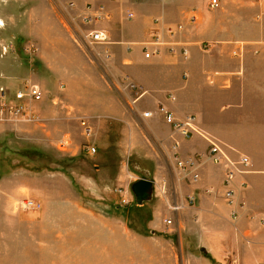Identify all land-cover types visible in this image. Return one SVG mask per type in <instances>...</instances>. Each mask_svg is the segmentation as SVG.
<instances>
[{"label": "crops", "instance_id": "0c3cea01", "mask_svg": "<svg viewBox=\"0 0 264 264\" xmlns=\"http://www.w3.org/2000/svg\"><path fill=\"white\" fill-rule=\"evenodd\" d=\"M27 1L33 3L31 7L46 11L48 0ZM72 1L75 7L66 9V0H56L57 8L68 12L66 21L71 30L78 37L103 30L110 39L108 45L95 49L99 55L94 56L104 64L105 77L113 88L94 95L95 107L99 110L96 114L87 113L94 118L95 139L92 145L98 152L89 155L87 163H82L79 158L84 155L80 149H72L75 157L72 171L77 177L79 203L91 209L98 205L102 210L44 213L41 220L45 223L55 221L56 228L47 230L40 223L39 255L33 258L34 263H47L52 256L49 259L51 263L144 264L128 263L129 235L133 242H142L143 235L149 230L152 233L155 226H161L165 220L163 207L154 200L143 205L136 203L133 208H137L133 210L118 205L122 197L116 190L128 186L125 159L130 154L137 160L134 171L140 176L136 181L150 180L154 186L166 183V189L171 187V204L189 195L195 196L194 206L178 214L184 228L186 247L195 246L202 250L206 244L208 251L215 252L218 259L230 253L236 254L234 257L241 263H264L263 0H259L258 10L251 11L253 18L240 21L239 24L247 28L246 34L231 36L224 35L221 30L208 32L207 29L214 24L207 19L208 0ZM219 1L220 8L213 11L250 12L248 8L252 6L248 0ZM8 3L9 0H0L1 28L10 27L5 23L9 18L1 10L9 7ZM87 6L105 7L111 15L110 20L85 24L82 17ZM129 13L134 17L130 19ZM192 15L197 17L194 23L190 22ZM56 18L61 25L63 18L59 15ZM155 20H159L158 27L172 26L176 29L175 41L180 45L176 55L165 51L160 56L145 58L141 44L150 29L155 27ZM14 37V34L12 38L0 29V53L1 47H7L8 51L7 55L0 54V87L10 89L15 88L16 77L20 73L27 75L31 69L46 65L44 54L39 55V61L27 55L29 58L20 62L10 51L16 42ZM39 44L42 46L39 51L44 53V45ZM184 46L189 50L187 58L181 55ZM105 51L110 53L109 60L103 58ZM87 73L94 76L95 68L89 66ZM124 76H129L149 92L137 105L136 113H131L133 116L126 112L133 93L123 87L121 80ZM111 90L122 96L124 104ZM170 94L175 100L169 99ZM158 102H163L179 120L194 115L198 127L222 143L232 158L237 159L239 155L249 157V168L237 177L234 184L237 196L234 207L223 197L222 166L207 159L199 161L197 172L200 179L197 183H190L181 178L172 157L171 166L166 161L165 156L170 155V147L175 140L180 143L183 158L207 155L210 144L198 134L190 138L175 135L172 127L157 113ZM46 107H49L47 111L42 104L37 107L47 120L45 126H29L32 134L27 138L38 140L40 145L53 146L69 134L64 132L68 123L60 119L58 111H52L51 105ZM146 110L154 112L149 120L142 118V112ZM95 115L100 118L96 120ZM13 129V125L0 123V133L13 132ZM233 208L239 212L236 219L231 214ZM132 221L135 227L129 228ZM142 249L141 246V257ZM245 251L249 259L244 261L239 253ZM48 253H51L49 257Z\"/></svg>", "mask_w": 264, "mask_h": 264}, {"label": "rangeland", "instance_id": "374dc122", "mask_svg": "<svg viewBox=\"0 0 264 264\" xmlns=\"http://www.w3.org/2000/svg\"><path fill=\"white\" fill-rule=\"evenodd\" d=\"M248 1L252 4L248 8L250 12H234L227 9L213 11L209 8L207 19L217 26L214 28L212 25L207 29L208 32L217 33L218 30H221L220 32L226 36L246 34L247 28L242 27L239 23L253 18L251 11L258 10L260 3L259 0ZM46 3L47 12L45 10L44 12L39 11L37 7H31L33 3H29L27 0H9L8 5L10 6L1 8L2 14L9 18L5 23L6 25L10 24V27L1 28L0 24V29L1 31L3 29L4 33L11 35L12 38L14 34L16 39V42L11 45L10 51H12V54L19 58L20 62L29 58L27 55L33 56L34 59L39 61V55L44 54L43 61L46 65L31 69L27 72L28 76L20 73L16 77L18 84L15 83L14 89L7 86L0 87L9 90L12 97L13 91L25 89L29 86H38L43 92L42 100L32 104L34 115L37 118L34 123L0 120V123L10 124L14 127L13 132L3 131L0 133V264H65L51 263L49 259L52 256L47 260V263H34L33 261V258L39 255V242L37 239L40 234V223L47 230L54 231L56 228L55 221L45 223L41 220L44 213L62 214L75 211L102 210L98 208V205H96V209H91L86 204L79 203V190L75 182L77 177L74 176L72 171L74 170L72 165L75 162L72 149L75 147L80 149L84 156L81 159L79 158V161L87 163L90 156L87 155L84 144L88 140L92 144L95 134L91 138H86L85 130L80 124L81 119L89 121L95 130L94 118L87 115V113L96 114V111L99 110L95 107L97 103L94 101L93 96L97 93H104L105 89L113 88V85L105 77L104 64L100 63L99 60L97 61L94 56L99 55V52L83 45L79 37L69 27L66 21V17H69L68 12L65 9L57 8L56 0H48ZM262 4H264V0ZM65 8L70 9L68 1L65 3ZM56 15L63 18V22H61L63 29ZM256 15L257 13L255 17ZM41 20L46 22L45 25ZM61 29L63 31L62 38L60 37ZM39 42L45 47L44 53L39 51L42 47ZM174 42L178 49L180 47L178 41ZM206 46H209V43ZM28 48L31 49V52ZM7 52V47L4 49L1 47V55H7ZM89 66L95 68L96 73L94 76L87 73ZM90 79L92 82H90ZM111 91V93H114L113 90ZM114 95L119 96L120 103L124 104L123 99H121L122 96L116 95V93ZM39 104H42L46 111L49 108L46 106L51 105L52 111H58L60 119L68 123L65 125L66 130L64 132L69 134L58 140L61 141L60 143L57 144L58 141H56L53 146H46L40 145L38 140H28L29 135L32 134L28 130L29 126L42 127L45 126L47 121L37 108ZM126 112L133 116L128 106ZM95 118L98 120L100 117L95 115ZM33 135L38 138L36 133ZM62 145L64 146L62 147ZM172 147H170V155L165 156L170 166L171 157L173 160L175 159ZM224 150L229 155L226 147H224ZM241 156L243 155H239L237 159L231 156L230 158L238 160ZM76 158L78 157L76 156ZM136 165V157L133 154L128 155L125 159L128 186L126 188L121 187L124 189L123 193L116 190V193L122 197L118 205L128 209H132L136 204V198L132 192V185L137 182L136 179L140 176L134 171ZM170 192L171 187H168L166 193H164L159 185H155L154 195L150 201L159 202L163 207V220L171 218L173 224L167 226L163 221L161 226H155L156 228L152 233L149 230L147 234L143 235L142 242H133L129 235L128 263L264 264L241 263L239 258L234 257L236 254L231 255L230 253H226L225 257H219L218 259L215 252L208 251L206 244L202 248H205L208 251L207 253L195 248V246L186 247V239L183 236L184 228L178 220V214L184 212L188 207H184L178 212H172L171 209L177 205L180 206L179 204L183 202V199L171 204ZM28 199L40 203L42 208L23 211L21 204ZM130 223L129 228H134V222ZM141 246L143 247L142 257L140 253ZM239 254L241 257L243 255L244 261L249 259L247 251ZM50 255L51 253H48V257Z\"/></svg>", "mask_w": 264, "mask_h": 264}, {"label": "built area", "instance_id": "2783aa9c", "mask_svg": "<svg viewBox=\"0 0 264 264\" xmlns=\"http://www.w3.org/2000/svg\"><path fill=\"white\" fill-rule=\"evenodd\" d=\"M68 1V7L74 8L75 3L72 0ZM209 7L211 9H219V0H210ZM111 15L108 13L105 7L98 6H88L86 8V13L82 17V21L85 24H93L96 22H103L110 20ZM128 17L133 18V14L129 13ZM197 21V17L193 15L190 19L191 23ZM155 27L150 29L146 39L142 42L141 46L144 51V56L146 59H151L153 57L160 56L163 52H168L172 55L178 53V49L175 44L176 29L172 26L158 27L159 20H155ZM168 37V39H167ZM79 40L83 45H87L95 50L98 46L108 45L110 42L108 34L103 30L92 31L85 33ZM104 59H110V53L105 51ZM181 54L188 57L189 50L187 47H183ZM123 87L133 93V98L127 103L128 109L132 114L136 113L137 105L144 100L149 92L142 85L133 81L129 76H124L121 80ZM170 100H175V97L171 94L168 95ZM43 98V92L38 86H29L25 89H19L13 91V97L10 96L9 90L0 88V120H16L25 123H34L37 118L33 111V102H39ZM157 113L161 115L166 124L170 125L173 129L174 134L179 135L184 138H190L194 134L200 135L210 144V151L207 155H196L183 158L180 152V143L174 141L172 147V152L175 156V163L180 171L181 178L183 180L189 181L190 183H197L200 179V175L197 172L199 161L207 159L215 165L222 166L224 168V180H223V197L226 202L234 207L236 204L237 196L236 189L234 187L235 181L239 175L246 173L249 168L251 161L247 156H241L238 160H233L224 150V145L217 141L214 137L209 135L207 132L201 130L197 125V118L194 115H189L183 120L177 119L170 111V109L163 103L158 102ZM154 112L151 110H146L142 112L143 119H151ZM81 127L85 130L86 138H91L95 134V130L89 121L86 119H81ZM64 145H62L63 147ZM85 151L88 155H95L97 153V148L90 143V140L86 141L84 144ZM161 189L166 193L167 184L161 182L158 184ZM245 186V185H244ZM123 188L119 189L120 193H123ZM212 191H209V193ZM196 198L194 195H189L186 197L180 206H175L172 208V212H178L184 207L194 206ZM42 205L34 200H24L21 204V209L23 211L39 210ZM171 208V207H170ZM232 217L236 219L239 212L236 208H233ZM165 225L171 226L173 220L171 218L165 219Z\"/></svg>", "mask_w": 264, "mask_h": 264}, {"label": "water", "instance_id": "95a60500", "mask_svg": "<svg viewBox=\"0 0 264 264\" xmlns=\"http://www.w3.org/2000/svg\"><path fill=\"white\" fill-rule=\"evenodd\" d=\"M132 192L136 198L138 205H143L153 197L154 183L150 180H139L132 185ZM204 253H207L205 249H202Z\"/></svg>", "mask_w": 264, "mask_h": 264}, {"label": "bare ground", "instance_id": "6f19581e", "mask_svg": "<svg viewBox=\"0 0 264 264\" xmlns=\"http://www.w3.org/2000/svg\"><path fill=\"white\" fill-rule=\"evenodd\" d=\"M154 190H155V186H154ZM158 192H159V191H158ZM159 194H160V193H159ZM153 195H154V192H153ZM159 196H160V195H159ZM163 197H164V196H163ZM163 197H162V198H163ZM164 199H165V198H164ZM159 200H160V199H159ZM164 201H165V200H164ZM165 202H166V201H165ZM136 203H137V202H136Z\"/></svg>", "mask_w": 264, "mask_h": 264}]
</instances>
